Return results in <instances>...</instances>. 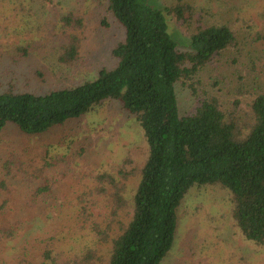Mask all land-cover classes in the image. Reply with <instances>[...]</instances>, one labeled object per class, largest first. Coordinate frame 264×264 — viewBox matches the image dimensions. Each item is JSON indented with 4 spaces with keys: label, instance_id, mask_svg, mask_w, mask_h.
<instances>
[{
    "label": "rangeland",
    "instance_id": "obj_1",
    "mask_svg": "<svg viewBox=\"0 0 264 264\" xmlns=\"http://www.w3.org/2000/svg\"><path fill=\"white\" fill-rule=\"evenodd\" d=\"M183 1L192 6L189 21L182 27L168 19L169 32L182 48L186 34L197 26L218 22L230 25L240 39L238 49L224 54L234 57L241 50L242 55L209 66L206 79L221 80L225 94L237 92L240 75L264 86V41L256 40L257 32L264 31V0ZM106 7L107 0H0V92L12 88L43 94L114 68L117 59L111 51L124 31L108 18ZM68 15L82 20L81 26L65 27L62 18ZM103 19L108 26L102 25ZM70 32L80 37V58L62 64L58 56ZM27 46L25 57L17 47ZM199 90H205L203 83ZM224 93L221 99L229 104L231 97ZM178 97L181 113L197 103L181 85ZM146 157L140 124L117 101H106L43 135L25 134L8 124L0 130V264H38L46 260L47 251L58 264H81L85 255L91 259L84 264H106L121 222L127 223L132 214V196ZM101 173L113 175L125 189L128 205L117 214L112 213L114 185L97 179ZM47 181L51 191L34 194ZM233 207L227 188L193 185L178 210L174 245L161 264H264V248L239 235ZM99 231L108 238H101Z\"/></svg>",
    "mask_w": 264,
    "mask_h": 264
},
{
    "label": "trees",
    "instance_id": "obj_2",
    "mask_svg": "<svg viewBox=\"0 0 264 264\" xmlns=\"http://www.w3.org/2000/svg\"><path fill=\"white\" fill-rule=\"evenodd\" d=\"M152 1L107 0L108 18L124 31L111 51L117 65L102 68L91 80L43 94L12 88L0 92V130L12 124L25 134L43 135L109 100L136 117L147 157L132 196V214L127 223L121 222L106 264L163 263L177 235L178 210L193 185L227 188L239 235L264 248V86L240 75L237 92L225 94L222 81L213 76L207 80L205 73L214 63L236 61L237 53L242 55L241 50L234 57L224 54L240 47L237 33L227 23L199 25L186 34L182 48L169 32L168 19L183 27L192 17V6L183 0L165 6H154ZM62 19L65 27L81 26L82 20L71 15ZM108 24L103 19L102 25ZM256 40L264 41V31L257 32ZM27 47H17L25 57ZM79 48L80 37L70 32L58 61L78 60ZM202 83L205 90L200 91ZM179 85L197 99L189 112L181 113ZM210 87L216 92L207 90ZM221 92L231 97L229 104L222 101ZM97 179L114 185L113 214L127 208L125 189L117 186L113 175L101 173ZM50 191L47 181L34 194ZM99 234L108 238L102 231ZM90 256H83L81 264ZM38 264L58 263L47 251L46 260Z\"/></svg>",
    "mask_w": 264,
    "mask_h": 264
}]
</instances>
